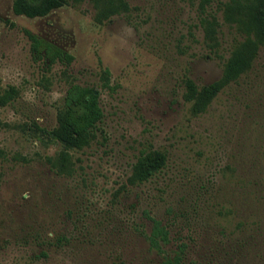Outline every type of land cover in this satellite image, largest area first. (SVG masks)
I'll list each match as a JSON object with an SVG mask.
<instances>
[{"label": "rangeland", "instance_id": "1", "mask_svg": "<svg viewBox=\"0 0 264 264\" xmlns=\"http://www.w3.org/2000/svg\"><path fill=\"white\" fill-rule=\"evenodd\" d=\"M15 1L0 0V264H264V45L206 111L184 86L218 82L249 40L229 0H66L35 18ZM73 85L103 110L81 149L58 136ZM150 151L165 167L134 181Z\"/></svg>", "mask_w": 264, "mask_h": 264}, {"label": "trees", "instance_id": "2", "mask_svg": "<svg viewBox=\"0 0 264 264\" xmlns=\"http://www.w3.org/2000/svg\"><path fill=\"white\" fill-rule=\"evenodd\" d=\"M66 0H16L14 12L30 18L44 17L59 8ZM209 2V0H203ZM224 5V16L228 22L236 23L249 37V40L238 46L226 61L223 76L209 86H198L192 79L184 81L187 89L186 97L193 103L197 113L206 111L212 101L223 88L235 82L252 65L260 45H264V0H229ZM207 44L215 49L218 47L217 22L215 18L204 23ZM32 49L39 57L50 62L62 57L61 49L55 45L31 36ZM103 119V110L99 95L91 88L73 85L66 97V110L59 138L66 149H81L88 146L96 138V127ZM61 136V137H60ZM62 161L67 166L68 158L64 154ZM167 162V155L160 151L143 154L134 166L133 180L146 182L161 171ZM167 233L160 229L159 223L149 237L153 248H159L166 242ZM164 264H181L179 259L168 260Z\"/></svg>", "mask_w": 264, "mask_h": 264}]
</instances>
